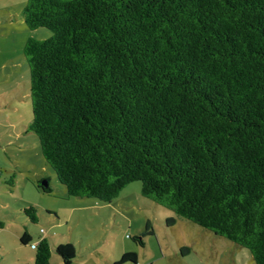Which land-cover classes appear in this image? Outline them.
Segmentation results:
<instances>
[{
  "label": "trees",
  "instance_id": "1",
  "mask_svg": "<svg viewBox=\"0 0 264 264\" xmlns=\"http://www.w3.org/2000/svg\"><path fill=\"white\" fill-rule=\"evenodd\" d=\"M22 19L51 33L23 49L27 130L67 196L110 203L140 182L264 264V0H26ZM19 242L34 264L75 258L72 245Z\"/></svg>",
  "mask_w": 264,
  "mask_h": 264
},
{
  "label": "rangeland",
  "instance_id": "2",
  "mask_svg": "<svg viewBox=\"0 0 264 264\" xmlns=\"http://www.w3.org/2000/svg\"><path fill=\"white\" fill-rule=\"evenodd\" d=\"M25 4L0 0V264H34V250L19 242L25 226L32 241L45 236L53 249L72 245V264H115L126 253L136 255L135 264H254L247 249L144 198L140 182L110 203L67 196L27 130L32 112L23 49L28 39L46 40L51 33L27 28ZM46 180L47 193L37 188ZM28 207L36 210L34 224L19 211ZM147 224L153 234L142 236ZM49 264H61L54 251Z\"/></svg>",
  "mask_w": 264,
  "mask_h": 264
},
{
  "label": "crops",
  "instance_id": "3",
  "mask_svg": "<svg viewBox=\"0 0 264 264\" xmlns=\"http://www.w3.org/2000/svg\"><path fill=\"white\" fill-rule=\"evenodd\" d=\"M23 209H25V208H21L19 211L23 213ZM25 219H26V217H25ZM4 226H5V225H4L3 223H1V221H0V230H3V229H4ZM25 228H26V229H25L24 232L28 233V234L31 236V238H33L32 235H31L30 232H29L28 227L25 226ZM24 232H23V233H24ZM23 233H22V234H23ZM22 234H21V235H22ZM21 235H20V237H21ZM38 237H39V236H38ZM38 237H37V238H38ZM40 237H41V236H40ZM42 238H46V239H48V238L45 237V236H43ZM48 240H49V239H48ZM49 242H50V241H49ZM33 243H34V241H33ZM51 245H52V244H51ZM27 246H28V245H27ZM29 247H30V249H33L31 246H29Z\"/></svg>",
  "mask_w": 264,
  "mask_h": 264
},
{
  "label": "water",
  "instance_id": "4",
  "mask_svg": "<svg viewBox=\"0 0 264 264\" xmlns=\"http://www.w3.org/2000/svg\"><path fill=\"white\" fill-rule=\"evenodd\" d=\"M40 186H41L42 188H46V187H47V183H45V182H41Z\"/></svg>",
  "mask_w": 264,
  "mask_h": 264
},
{
  "label": "built area",
  "instance_id": "5",
  "mask_svg": "<svg viewBox=\"0 0 264 264\" xmlns=\"http://www.w3.org/2000/svg\"><path fill=\"white\" fill-rule=\"evenodd\" d=\"M40 233H43V231H42V230H40ZM31 247L33 248V245H31Z\"/></svg>",
  "mask_w": 264,
  "mask_h": 264
}]
</instances>
